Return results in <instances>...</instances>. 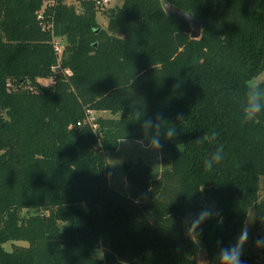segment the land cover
Instances as JSON below:
<instances>
[{
    "label": "trees",
    "instance_id": "1",
    "mask_svg": "<svg viewBox=\"0 0 264 264\" xmlns=\"http://www.w3.org/2000/svg\"><path fill=\"white\" fill-rule=\"evenodd\" d=\"M166 1L124 0L104 26L95 0H0V264H217L251 208L264 225V114L241 122L264 71V0H169L204 21L198 38ZM87 109L110 115L94 127ZM157 113L169 165L128 162L121 191L107 154L147 143ZM260 251L241 259L264 264Z\"/></svg>",
    "mask_w": 264,
    "mask_h": 264
},
{
    "label": "clouds",
    "instance_id": "2",
    "mask_svg": "<svg viewBox=\"0 0 264 264\" xmlns=\"http://www.w3.org/2000/svg\"><path fill=\"white\" fill-rule=\"evenodd\" d=\"M264 114V81L259 82H249L246 85L245 92V101L242 108V117L241 122L243 125L254 123L258 120V118ZM137 119L140 118V113H137ZM146 116L147 113L145 112ZM163 116L160 113L156 114V121L152 118H146L142 121V127L145 130L155 129V132L149 137L147 141V150L152 152L159 153L163 144L160 138V128L161 125L158 121L162 120ZM176 135L175 127H167L166 132L164 133L165 140H171ZM127 137L121 143H126ZM222 147L218 149L215 153H213L208 159L205 160V167L209 170L212 169L214 164H218L223 156H222ZM199 191H203L201 188ZM213 213L208 209L201 210L198 215L192 219L191 224L188 227L189 235L194 231L199 229L200 224L207 218H209ZM250 229L249 225L245 224L242 226L238 237L236 238L234 243H231L227 246L221 245L217 252L216 261L217 264H244L241 259L244 252V245L249 240ZM219 243V242H218ZM258 247H264V237H261L256 241Z\"/></svg>",
    "mask_w": 264,
    "mask_h": 264
},
{
    "label": "rangeland",
    "instance_id": "3",
    "mask_svg": "<svg viewBox=\"0 0 264 264\" xmlns=\"http://www.w3.org/2000/svg\"><path fill=\"white\" fill-rule=\"evenodd\" d=\"M69 4H74L77 7L79 6V0H66ZM124 0H110V3L100 9V12L98 13V20L101 25L107 26L108 24V18L105 15V10L114 7L117 5H121ZM38 81L43 85H50L53 81V78L48 77H39ZM264 81V71L257 77H255L251 82H259ZM104 115H110V113L107 111ZM123 141V140H121ZM117 148L116 151L108 152L107 158L110 162V164L113 167V173L110 176V182L113 186L120 189L121 191L128 192L129 191V180L127 178V172H126V164L128 162H143L145 164H149L152 166L155 175H160L162 170L169 165L168 159L165 158V156L161 153L152 152L150 150H147V143L141 140L136 139H127L126 143H121ZM264 178V177H262ZM262 193L264 197V179L262 180ZM251 212H253V209H250V213L248 216L247 224L249 225L250 229V236L249 240L244 245V252L246 253L249 248H252L253 243L252 238L254 239V232L257 231L253 227ZM240 233V232H239ZM238 233V235H239ZM236 236V238L238 237ZM261 237H264V232L261 234ZM236 240V239H235ZM16 243L20 244H26L25 241H15ZM235 242V241H234ZM6 248L11 249L13 247L12 242H8L5 244ZM261 253V251L259 252ZM97 255L100 254V252L96 253Z\"/></svg>",
    "mask_w": 264,
    "mask_h": 264
},
{
    "label": "water",
    "instance_id": "4",
    "mask_svg": "<svg viewBox=\"0 0 264 264\" xmlns=\"http://www.w3.org/2000/svg\"><path fill=\"white\" fill-rule=\"evenodd\" d=\"M165 9L171 16H177L181 17L185 21L191 23L192 25V32L191 36L194 38H198L202 34V26H203V20L197 19L192 12L185 11L182 8L176 6L171 1H166L165 3ZM264 232V225L259 228L257 231L254 232V243L251 248L252 254H258L260 252V247L257 246L256 241L261 238V234Z\"/></svg>",
    "mask_w": 264,
    "mask_h": 264
},
{
    "label": "built area",
    "instance_id": "5",
    "mask_svg": "<svg viewBox=\"0 0 264 264\" xmlns=\"http://www.w3.org/2000/svg\"><path fill=\"white\" fill-rule=\"evenodd\" d=\"M96 1V4L99 6V7H105L107 6L109 3H110V0H95ZM49 3V0H45V6ZM44 8L41 9L40 11V16L43 15L44 13ZM54 45L57 49V51L61 54L63 52V43L61 42V40H59L58 38H54ZM67 73H71V70L67 69L66 70ZM99 112L98 111H95V110H92V109H87L86 110V118H85V122H89L91 123L94 127L97 126V119L99 117ZM78 124L81 125L82 124V121H78Z\"/></svg>",
    "mask_w": 264,
    "mask_h": 264
},
{
    "label": "crops",
    "instance_id": "6",
    "mask_svg": "<svg viewBox=\"0 0 264 264\" xmlns=\"http://www.w3.org/2000/svg\"><path fill=\"white\" fill-rule=\"evenodd\" d=\"M107 111H100L99 114H105Z\"/></svg>",
    "mask_w": 264,
    "mask_h": 264
}]
</instances>
